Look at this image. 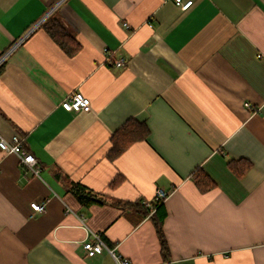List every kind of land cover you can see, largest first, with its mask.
<instances>
[{
    "label": "crops",
    "instance_id": "1",
    "mask_svg": "<svg viewBox=\"0 0 264 264\" xmlns=\"http://www.w3.org/2000/svg\"><path fill=\"white\" fill-rule=\"evenodd\" d=\"M191 1L0 0V56L22 39L0 69V133L23 136L41 168L0 150V264H116L88 256L80 215L132 264H264V0ZM50 16L79 40L74 55L45 30ZM74 92L90 111L62 106ZM129 118L150 134L111 160ZM242 158L253 166L237 177L228 161ZM197 167L214 187L199 189ZM74 182L107 203L84 205ZM159 188L168 260L150 216L116 204Z\"/></svg>",
    "mask_w": 264,
    "mask_h": 264
},
{
    "label": "trees",
    "instance_id": "2",
    "mask_svg": "<svg viewBox=\"0 0 264 264\" xmlns=\"http://www.w3.org/2000/svg\"><path fill=\"white\" fill-rule=\"evenodd\" d=\"M45 30L51 35L54 41L69 55H74L80 49V42L76 36L69 32L67 27L56 16L48 17L43 23ZM2 67H0L1 69ZM150 134V129L145 121L136 118L127 119L112 135L111 147L107 157L111 160L116 159L123 154L132 144L144 141ZM253 166V163L246 158L230 159L228 161L229 169L237 176H244ZM192 178L196 185L202 191H207L215 186L214 180L201 168L197 167L192 173ZM123 178L116 176L110 182L112 187L120 184ZM70 191L84 205L106 204L105 194L97 192L86 185L74 182ZM142 201L122 202L117 200V205H122L129 209H136L144 216H150L155 226L156 234L160 242L161 253L165 259H170V247L166 234L164 232V219L167 215L164 207V201H152V206H146Z\"/></svg>",
    "mask_w": 264,
    "mask_h": 264
},
{
    "label": "built area",
    "instance_id": "3",
    "mask_svg": "<svg viewBox=\"0 0 264 264\" xmlns=\"http://www.w3.org/2000/svg\"><path fill=\"white\" fill-rule=\"evenodd\" d=\"M177 4L181 5L183 9H187L191 6L192 1L189 0L187 2H183L182 0H175ZM39 25V24H37ZM35 25L29 33L37 27ZM28 33V34H29ZM22 39L13 44L4 54L0 56V67L3 65V62L7 59V57L11 54V52L17 47ZM104 53L106 55V60L108 64L122 67L125 65L126 60L124 58H116L113 59V51L109 48H104ZM248 108H252L251 104L246 102L245 104ZM62 106L68 111H90L91 104L88 98L81 92H74L70 94L63 102ZM257 112L264 113V104H262L257 110ZM25 139L23 136L14 134L10 138L5 137L2 133H0V150L6 154L16 155L21 163V165L32 172L36 176H40L41 168L38 165L36 156L25 147ZM169 191L159 188L156 191L155 197L153 200H144L143 203L146 206H152V201H164L169 195ZM47 203L46 202H32L31 208L35 212H44L46 210ZM68 212H73V210L69 207L66 209ZM80 220L82 221L83 226L88 229L90 234L83 241V247L87 251L88 256H95L104 251H106L116 262V264H132L131 261L121 254H119L115 247L110 246L102 237V234L99 232H92L86 224V218L84 215H80Z\"/></svg>",
    "mask_w": 264,
    "mask_h": 264
}]
</instances>
